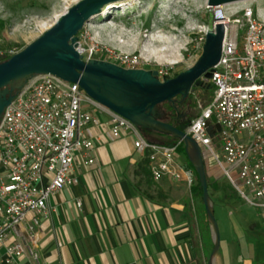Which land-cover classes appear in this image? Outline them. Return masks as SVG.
I'll return each instance as SVG.
<instances>
[{
  "label": "built area",
  "instance_id": "obj_1",
  "mask_svg": "<svg viewBox=\"0 0 264 264\" xmlns=\"http://www.w3.org/2000/svg\"><path fill=\"white\" fill-rule=\"evenodd\" d=\"M256 1L263 0L210 7L225 27L222 55L212 77L201 78L214 87L212 101L186 132L200 145L205 162L212 159L237 194L264 217V9ZM76 49L84 61L96 51L80 39ZM15 53L4 49L0 38V62ZM121 63L135 68L137 61L124 57ZM98 110L108 114L113 138L130 137L147 157L154 181L168 177L189 187L195 182L194 171L178 156L180 143L152 141L78 83L36 74L0 118V264H16L25 255L41 264L36 243L42 219L53 210L50 197L78 182L79 161L96 162L90 127L100 123ZM213 115L219 129L209 123Z\"/></svg>",
  "mask_w": 264,
  "mask_h": 264
},
{
  "label": "crops",
  "instance_id": "obj_2",
  "mask_svg": "<svg viewBox=\"0 0 264 264\" xmlns=\"http://www.w3.org/2000/svg\"><path fill=\"white\" fill-rule=\"evenodd\" d=\"M95 115L100 123L90 132L96 162L79 161L78 182L50 197L53 210L42 219L36 243L41 264H208L213 235L198 213V195L181 181H154L133 140L113 138L108 114ZM206 168L219 183L212 167ZM223 193L212 192L213 205ZM255 257V248L235 237L223 250L220 240L214 264H264ZM16 264L36 262L25 255Z\"/></svg>",
  "mask_w": 264,
  "mask_h": 264
},
{
  "label": "rangeland",
  "instance_id": "obj_3",
  "mask_svg": "<svg viewBox=\"0 0 264 264\" xmlns=\"http://www.w3.org/2000/svg\"><path fill=\"white\" fill-rule=\"evenodd\" d=\"M79 1L0 0V38L3 48L16 53L21 51ZM207 1L130 0L114 6L106 5L107 9L104 6L95 14L97 17L85 24L78 37L85 48L96 49L94 59L127 67L121 60L130 57L137 61L135 68L157 70L160 79L173 78L193 66L202 53L206 32L212 29L216 21ZM255 4L264 9V0L259 3L256 1ZM166 48L171 49L176 57L169 53L165 58L158 59L155 51ZM205 82L210 83L201 80V85L189 94L188 98L196 104V111L189 121L212 101V89L203 87L202 83ZM148 138L161 142L157 138ZM178 156L184 162L183 155L178 153ZM206 164L220 177L219 184L224 192L221 201L213 199L221 249L225 248L227 240L237 237L243 246L255 248L256 261L264 262V217L237 194L212 159ZM226 200L225 205L223 202ZM198 213L203 218L201 204ZM209 255L207 252V257Z\"/></svg>",
  "mask_w": 264,
  "mask_h": 264
},
{
  "label": "water",
  "instance_id": "obj_4",
  "mask_svg": "<svg viewBox=\"0 0 264 264\" xmlns=\"http://www.w3.org/2000/svg\"><path fill=\"white\" fill-rule=\"evenodd\" d=\"M115 1L81 0L75 3L41 36L0 62V118L28 79L36 74H53L78 83L92 99L129 119L136 127L179 138L203 190L202 200L213 235L208 264H214L221 238L208 190L202 149L186 130L163 120L164 111L161 106L164 103H176L177 100L183 104L192 89L201 85L202 77H212L211 70L221 59L225 27L218 23L214 29H209L197 61L173 78L160 79L157 70L126 68L106 60L93 58L84 61L76 49L79 32L93 15ZM241 1L246 0H208L207 4L217 7ZM216 120L213 115L209 123H215L216 129H219Z\"/></svg>",
  "mask_w": 264,
  "mask_h": 264
},
{
  "label": "trees",
  "instance_id": "obj_5",
  "mask_svg": "<svg viewBox=\"0 0 264 264\" xmlns=\"http://www.w3.org/2000/svg\"><path fill=\"white\" fill-rule=\"evenodd\" d=\"M202 85L205 88L212 89V92H213V95H214V87L212 86L211 83L205 82V83H202ZM194 89H196V87ZM194 89H192V90H194ZM161 107H162L163 111L165 112V116H163V120L166 121V122H169V123H174V122L171 121V118L168 117V113H173L174 112V108L172 107V105L170 103H164ZM189 123H190V121H188L187 123H184V124H179V123H175V124H176V126L179 129L186 130V128H187ZM141 130H142L143 134L146 137H153V138H157V139L161 140V142H159V143H162V144H165V145H173V144H176V143H180L179 146H178V153L183 155L184 162L195 173L196 179H195V182L193 183V185L191 186V189H192V192H194V193H196L198 195V197H199V199L201 201L202 210H203V220L209 226L210 222L207 219L205 207H204L203 200H202L203 190H202V187L200 186L197 173H196L193 165L191 164V162L188 160V158L186 156L184 144L177 137H172V136H169V135H162V134L155 133V132H152V131L147 130V129H141ZM207 182H208V190H209V193H210V196H211V199H212V192L216 191V190H218L219 188H222V187L216 180H211L208 176H207ZM212 248H213V243L211 242L209 247H208V251L211 252Z\"/></svg>",
  "mask_w": 264,
  "mask_h": 264
},
{
  "label": "flooded vegetation",
  "instance_id": "obj_6",
  "mask_svg": "<svg viewBox=\"0 0 264 264\" xmlns=\"http://www.w3.org/2000/svg\"><path fill=\"white\" fill-rule=\"evenodd\" d=\"M180 97L178 96L177 99ZM174 108L173 113H168V117L171 118V121L174 123L184 124L189 121L193 113L196 111V104L189 98L183 104H180L178 100L176 103H170ZM165 116V112L163 114Z\"/></svg>",
  "mask_w": 264,
  "mask_h": 264
},
{
  "label": "bare ground",
  "instance_id": "obj_7",
  "mask_svg": "<svg viewBox=\"0 0 264 264\" xmlns=\"http://www.w3.org/2000/svg\"><path fill=\"white\" fill-rule=\"evenodd\" d=\"M127 1H130V0H120L119 2H116V3H110V4H108L109 6H114V5H116V4H120V3H125V2H127ZM107 5V6H108ZM107 6L105 7L106 9H107ZM262 8V7H261ZM106 9H104V10H106ZM103 10V11H104ZM97 17V15H95V16H93L92 18H91V20H93V19H95ZM218 23H222V21L220 20V19H217L216 20V24H218ZM114 28V27H113ZM169 53H171V54H173L175 57H176V55L172 52V50L171 49H163V50H157V51H155V55L157 56V58L158 59H160V58H165ZM175 62H177V61H170V63H175Z\"/></svg>",
  "mask_w": 264,
  "mask_h": 264
}]
</instances>
